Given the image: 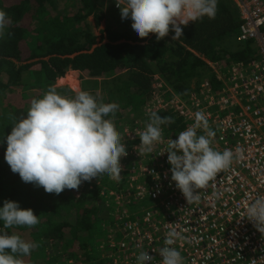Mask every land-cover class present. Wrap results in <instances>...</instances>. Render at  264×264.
Wrapping results in <instances>:
<instances>
[{
  "label": "trees",
  "instance_id": "obj_1",
  "mask_svg": "<svg viewBox=\"0 0 264 264\" xmlns=\"http://www.w3.org/2000/svg\"><path fill=\"white\" fill-rule=\"evenodd\" d=\"M114 4V0H0V10L9 18L0 38V139L10 134L31 101L41 98L50 86L73 98L77 93L56 86L68 72H79L81 90L98 102L119 106L113 123L120 134L123 126L146 112L157 94L166 103L173 97L187 99L204 80L216 88L207 62L245 64L256 56L249 43L237 41L240 19L231 0H217L214 19L204 17L182 26L179 39L172 40L170 30L159 41L151 33L146 38L135 36L131 26L118 20L120 11ZM88 18L96 25L104 21L98 35ZM24 74L29 76L28 83ZM158 83L160 88H153ZM154 112L174 119L162 126L166 136L174 137L182 130L173 108ZM5 149L6 142L0 146V207L6 200L15 201L39 216L34 227L6 229L39 245L31 255L20 257L23 264H104L107 245L121 238L119 228L128 221L120 208L132 213L126 203L109 199V192L120 182L101 176L82 182L78 189L46 193L10 170Z\"/></svg>",
  "mask_w": 264,
  "mask_h": 264
},
{
  "label": "built area",
  "instance_id": "obj_2",
  "mask_svg": "<svg viewBox=\"0 0 264 264\" xmlns=\"http://www.w3.org/2000/svg\"><path fill=\"white\" fill-rule=\"evenodd\" d=\"M231 1L240 19L237 41L249 43L255 58L245 64L207 62L216 88L204 80L187 99L173 97V104L162 101L154 109L147 104L145 113L173 108L181 131L193 124L196 112L205 113L216 133L212 146L232 149V165L199 191L198 202L187 203L171 181V166L163 153L181 131L174 137L162 133L163 142L140 156L139 134L147 122L124 127L119 134L127 152L120 158L123 178H110L120 186L109 198L127 206L146 200L149 205L122 212L128 221L119 228L121 238L110 241L104 264H136L140 251H148L153 264H159V249L170 227L185 237L173 245L184 264H264V234L245 218L246 205L264 197V0ZM203 134L197 130V135Z\"/></svg>",
  "mask_w": 264,
  "mask_h": 264
},
{
  "label": "clouds",
  "instance_id": "obj_3",
  "mask_svg": "<svg viewBox=\"0 0 264 264\" xmlns=\"http://www.w3.org/2000/svg\"><path fill=\"white\" fill-rule=\"evenodd\" d=\"M117 6L121 19L130 20L135 36L146 38L151 33L157 41L170 30L174 33L172 40H177L183 34L182 26L204 17L214 19L217 12V0H123ZM8 23L7 13L0 10V38ZM118 110L116 103L98 102L88 91L81 90L68 98L50 86L41 98L31 101L26 115L12 125L10 134L0 139V146L6 142L4 160L22 182L57 195L101 176L118 180L122 171L120 158L127 155L113 123ZM172 123L171 116L148 114L145 129L139 134L138 154H151L155 145L163 142L162 126ZM198 129L204 134L197 135ZM215 135L207 115L198 111L193 124L181 131L176 140L168 141L163 152L171 166V181L187 203L198 202L199 191L232 165L234 151L216 150L212 146ZM38 217L32 209H22L18 202L3 203L0 264H23L20 257L31 255L39 247L6 231L12 227H34L39 223ZM245 218L264 234V197L246 205ZM181 240H185L181 232L170 227L159 249V264H184L180 251L173 246ZM153 261L148 251L136 256V264Z\"/></svg>",
  "mask_w": 264,
  "mask_h": 264
},
{
  "label": "rangeland",
  "instance_id": "obj_4",
  "mask_svg": "<svg viewBox=\"0 0 264 264\" xmlns=\"http://www.w3.org/2000/svg\"><path fill=\"white\" fill-rule=\"evenodd\" d=\"M114 1H115V4L113 5L114 8L117 11H120L119 7H116V5H117V3L122 5L123 0H114ZM108 7H109V3L107 4L106 8H103V12L105 14H107ZM118 20L120 21V23L122 25H124L126 27H130L131 26L130 20H128V19L122 20L121 19V15H119ZM87 22H89L90 25H92L93 30H94L95 34H97V35L99 34L100 30L104 29V26H105L104 21H101V23H99V25H96L92 18H88ZM128 23H130V25H128ZM82 79H83V77L81 76V74L79 72H74V73L68 72L63 78H60V79H58L56 81V86H60L62 88L68 89L71 93H78L79 91H81ZM23 80H24L25 83L29 82L28 74H24ZM160 85H161V83L155 84L153 88H158L159 89ZM157 95H155L156 97H153L152 101L148 102V105L152 106L153 109L157 108L158 105L159 106L162 105L161 96H157ZM166 103L173 104L172 99L170 101L166 102ZM144 118H148V117L143 114L139 118H136V119H134L132 121H129L128 122L129 125H125V126H123V128L124 127L129 128L130 126L133 125V123L134 124H136V123H145L146 120ZM123 128H122V130H123ZM121 178H123V175H120L118 180H121ZM109 199H111V198H109ZM138 205H142V206L147 207L149 205V201L146 200V201H144V202H142L141 204H138ZM136 207H138V206H136ZM129 208H130L129 210H131L132 212L134 211L133 210L134 206H129ZM115 211H116V209H115ZM119 211H125L126 212V209L125 208H120ZM117 213L118 212L115 213L113 218L118 216ZM117 224H118V222H117ZM99 244L101 245V247H103V248L105 247L104 243L100 242ZM109 244H110V242H109ZM109 244L107 245L108 247H109ZM104 252H109V250L106 248V250ZM104 252L102 253V255L104 254ZM103 256H105V255H103Z\"/></svg>",
  "mask_w": 264,
  "mask_h": 264
},
{
  "label": "crops",
  "instance_id": "obj_5",
  "mask_svg": "<svg viewBox=\"0 0 264 264\" xmlns=\"http://www.w3.org/2000/svg\"><path fill=\"white\" fill-rule=\"evenodd\" d=\"M232 2V1H231ZM71 73H74V72H71Z\"/></svg>",
  "mask_w": 264,
  "mask_h": 264
}]
</instances>
